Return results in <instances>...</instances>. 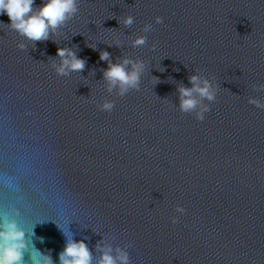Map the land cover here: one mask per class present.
I'll return each instance as SVG.
<instances>
[{
	"label": "water",
	"instance_id": "95a60500",
	"mask_svg": "<svg viewBox=\"0 0 264 264\" xmlns=\"http://www.w3.org/2000/svg\"><path fill=\"white\" fill-rule=\"evenodd\" d=\"M78 8L40 41L0 15V216L25 229L24 264L34 254L60 264L61 229L87 245L92 264L108 249L129 264H264V109L248 103H264V0ZM138 36L147 43L135 47ZM58 47L84 69L57 75ZM125 59L146 67L140 90L121 97L104 73ZM192 75L217 86L203 121L178 108ZM105 100L111 112L97 107Z\"/></svg>",
	"mask_w": 264,
	"mask_h": 264
},
{
	"label": "clouds",
	"instance_id": "9594fccd",
	"mask_svg": "<svg viewBox=\"0 0 264 264\" xmlns=\"http://www.w3.org/2000/svg\"><path fill=\"white\" fill-rule=\"evenodd\" d=\"M35 0H0V15H7L10 24L8 28L18 33L30 41L47 40L50 31L54 32L57 28L64 25L69 19L75 16L78 11V0H43L42 6L34 7ZM123 24L131 26L134 18L131 15L123 18ZM156 23H162L161 17H156ZM0 25H5L0 23ZM145 32L152 30V25H145ZM135 47L143 46L147 43L146 36H138L133 42ZM20 49H25L26 45L20 43ZM91 47H95L92 45ZM62 58L61 64L56 67L57 75L64 76L70 71L79 72L85 67V61L78 58L76 54L66 48H57V53ZM109 53L104 51L100 54L103 61L109 60ZM131 64L132 70L127 71V66ZM144 61L123 60L122 63H109L108 69L104 73V78L108 82L109 92L113 88L119 89L117 95L125 96L130 90H140L141 75L145 71ZM192 88L179 87V110L182 113H194L198 121L205 119V113L210 111L209 104L216 100L217 86L212 80L202 78L200 75H192L190 78ZM155 82H158L154 78ZM254 88L256 86L254 85ZM264 89V85L260 86ZM198 97V98H197ZM209 103H204L203 101ZM248 103L255 105L258 109H264V103L259 99L249 97ZM100 111L111 112L115 104L113 101L105 100L97 105ZM175 211L184 214L185 209L177 206ZM171 222L176 224L178 217L173 216ZM67 243L64 250L59 254L60 264H92V256L83 241H75L72 234L67 230L61 229ZM31 235H35L34 227ZM25 229L21 228L15 219H9L7 216H0V264H24V254L29 250V241L27 240ZM41 243L43 239L41 238ZM35 248V245H32ZM118 256L113 257L111 249L103 252L99 264H129L128 254L117 250ZM37 254L31 256L32 264H54L50 255Z\"/></svg>",
	"mask_w": 264,
	"mask_h": 264
}]
</instances>
